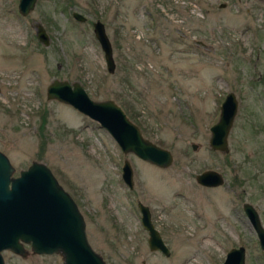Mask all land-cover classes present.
<instances>
[{
	"label": "rangeland",
	"instance_id": "374dc122",
	"mask_svg": "<svg viewBox=\"0 0 264 264\" xmlns=\"http://www.w3.org/2000/svg\"><path fill=\"white\" fill-rule=\"evenodd\" d=\"M17 1L0 0V150L15 176L34 160L45 163L107 264H213L240 245L246 264H264L243 211L252 203L264 226V0H35L25 15ZM95 19L112 42L113 72ZM38 23L48 45L35 34ZM55 78L113 99L173 161L162 168L123 153L96 120L47 98ZM229 91L238 105L223 153L208 138ZM125 158L132 190L121 175ZM208 168L223 174L222 184L196 181ZM138 201L149 205L167 256L148 247ZM25 247L22 256L3 249L4 263L63 264L59 253Z\"/></svg>",
	"mask_w": 264,
	"mask_h": 264
},
{
	"label": "water",
	"instance_id": "95a60500",
	"mask_svg": "<svg viewBox=\"0 0 264 264\" xmlns=\"http://www.w3.org/2000/svg\"><path fill=\"white\" fill-rule=\"evenodd\" d=\"M18 13L28 14L35 6V0H19ZM72 16L84 21L87 16L80 11L73 10ZM106 26L102 20L95 19L93 29L96 40L100 43L106 61L108 72H113L116 63L113 56V46ZM46 28L38 23L35 34L40 43L48 45L50 41ZM46 96L73 106L86 117H90L103 126L108 134L116 140L123 153H133L141 159L156 164L162 168L173 161L168 148L160 147L151 142L128 117L121 105L108 98L95 100L88 93L83 84L76 81L55 78L47 84ZM235 93L229 91L224 95L220 104L219 117L210 126L209 140L212 150L223 153L228 149L229 127L233 124L237 112L238 101ZM193 149L196 144L192 145ZM9 157L0 150V264H5L3 249L25 255L29 244L33 252L40 254H61L63 264H107L103 256L87 240L86 222L78 205L67 190L58 183L51 169L43 162L32 161L27 168L19 170L15 176V166ZM125 158L122 163V177L126 185L133 189V167ZM196 181L206 186L220 185L224 176L220 171L212 168L205 169L196 174ZM137 206L141 212L142 227L148 232V247L152 250H161L167 256L169 247L160 231L154 226L149 205L138 201ZM243 211L248 221L254 227L258 242L264 252V226L258 211L252 203L244 202ZM31 251V252H32ZM246 248L243 245L233 246L220 263L213 264H246Z\"/></svg>",
	"mask_w": 264,
	"mask_h": 264
}]
</instances>
